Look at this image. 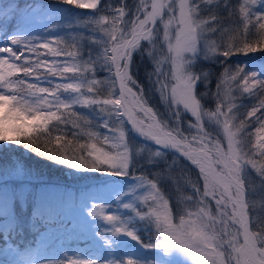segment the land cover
I'll return each mask as SVG.
<instances>
[{
    "label": "snow or ice",
    "instance_id": "snow-or-ice-1",
    "mask_svg": "<svg viewBox=\"0 0 264 264\" xmlns=\"http://www.w3.org/2000/svg\"><path fill=\"white\" fill-rule=\"evenodd\" d=\"M256 52L264 0H0V152L101 178L57 250L74 200L0 155V264H264V60L230 62Z\"/></svg>",
    "mask_w": 264,
    "mask_h": 264
},
{
    "label": "trees",
    "instance_id": "trees-1",
    "mask_svg": "<svg viewBox=\"0 0 264 264\" xmlns=\"http://www.w3.org/2000/svg\"><path fill=\"white\" fill-rule=\"evenodd\" d=\"M39 1H43V0H38ZM103 2V0H102ZM112 3H119V0H111ZM127 3L130 5L131 3H129V1L127 0ZM66 8H72V6H64ZM73 12H79L82 14H88L90 12V10L87 9H72ZM259 55H257V53H250L248 56H244L242 54L240 55H235L233 58H238L242 61H247V60H253L255 62H259L261 60H264V53H258ZM230 59V61H231ZM147 64V62H144L143 64H139V79L142 81L141 83H144V77H145V66H141ZM206 67H211L213 72L215 70V66H211V65H206ZM219 68L216 69V73L218 72ZM212 79V83L210 85V87L213 89V87H215V83H216V75L213 74V76L211 77ZM145 87H147V85L145 84ZM199 87V86H198ZM199 90L203 91L202 88H200ZM150 104L155 106L156 108L159 109L160 112H164V106L163 104L160 102L158 96L157 98L155 96H152L151 100H150ZM259 114V113H258ZM258 124H252L251 129H255L256 127H258ZM24 151L27 153L28 157L31 159L32 163H37V164H42V165H46L48 167L47 170H44L43 172H38L35 173L36 177H37V186H47V187H52L54 185H59L60 184H67L68 182H72V183H76L78 181L77 178L73 177V172L72 170L67 169L65 166H58L55 165L53 162L48 161L46 159H42L39 157H36L33 153H30L26 150H24L22 147H18V146H8L5 147L3 152H0V155L3 156H14L17 153H21L24 154ZM14 154V155H13ZM68 175H71L72 181H69L67 179ZM99 175V174H98ZM195 175V168L192 166V172L189 175H185L183 173H181L179 171L178 168H173L169 170V176L170 179L164 184L163 187V191L164 193H168L169 196L171 195V197L173 198L174 201L176 198V195L181 194L182 193H186L189 195L190 189L187 188V185L189 183V178L190 176H194ZM100 177V176H99ZM76 179V180H75ZM97 179V178H94ZM92 181V180H90ZM173 194V196H172ZM78 197V195H76V198ZM75 198V199H76ZM177 202V201H176ZM74 205H80L79 203H75ZM73 205V206H74ZM175 211V209H174ZM58 226V225H55ZM147 237H145L146 239Z\"/></svg>",
    "mask_w": 264,
    "mask_h": 264
},
{
    "label": "rangeland",
    "instance_id": "rangeland-1",
    "mask_svg": "<svg viewBox=\"0 0 264 264\" xmlns=\"http://www.w3.org/2000/svg\"><path fill=\"white\" fill-rule=\"evenodd\" d=\"M128 1L131 4L133 3V0H128ZM39 2L42 3L43 1H39ZM137 2H138V0H137ZM233 2H235V0H233ZM256 53H257V55H259L258 53H260V52H256ZM237 61H241L242 62V60H240L238 58H233V59H231L230 62L235 63ZM141 64H143V63H141ZM141 66L148 67L147 64H144V65H141ZM217 68L218 67H216L214 72H213L215 75H216V69ZM218 72H219V70H218ZM98 78H102V74H98ZM140 82H142V81L140 80ZM213 90H215V87H213ZM155 97L157 98V96H155ZM237 102L239 103L240 101H237ZM243 103L247 105V104H250V101L244 100ZM209 106L211 107L213 105H209ZM249 131H253V136L250 139H252L253 142H254V140H255L254 130L250 128ZM14 156L19 157L20 159H22L28 167L34 169L35 173L43 172L44 170L48 169V167L46 165L32 163L31 159L28 157V155H27V153L25 151H24V154H21L19 152V153L15 154ZM72 172H73V177L78 179V181L76 183L68 182V185L67 184L66 185L65 184H63V185L60 184L61 186L54 185L52 187H49L51 189H54L57 192H60L62 194H65V195L71 197L74 200V203L68 204L63 210L64 215H66V217H67L64 220V228H67L69 230V232L66 233L64 231V229L61 228V230L59 232L55 233L52 236L51 243H52L53 247L55 249H57V250L59 248H61V247H66V248L71 249V248L76 246V241L75 240H72L70 242L66 240V237L69 234L74 235V233H71V229H72L73 224L79 225V223L81 222L80 221V212H81L80 205L77 206V205H74V204L76 202L81 204L82 202L88 200L89 196H90L89 189L90 188H94V186H96V185L101 183V178L96 173H75L74 170H72ZM73 177H71V175H68L67 179L69 181H72L71 178H73ZM94 178H97V179H94ZM90 180H92V181H90ZM45 187H47V186H45ZM256 191H257V197L254 200L255 209H256L257 212L264 213V198H261V196H260L261 189H260L258 184L256 185ZM190 194L191 193L189 192V195ZM76 195H78L77 198H76ZM187 195L188 194H186V193H182V195L178 194V195H176L175 200L177 202H181V201H183V198L185 196H187ZM168 196H169V194L165 193V197L168 198ZM172 196H173V194H172ZM54 227H60V226H54ZM80 246H83V244H81Z\"/></svg>",
    "mask_w": 264,
    "mask_h": 264
}]
</instances>
